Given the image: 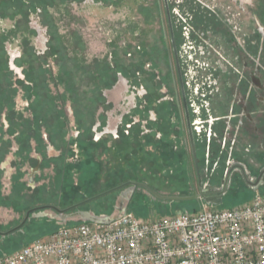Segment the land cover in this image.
Wrapping results in <instances>:
<instances>
[{"label": "rangeland", "instance_id": "1", "mask_svg": "<svg viewBox=\"0 0 264 264\" xmlns=\"http://www.w3.org/2000/svg\"><path fill=\"white\" fill-rule=\"evenodd\" d=\"M44 3L43 9L28 13L27 21L23 20L20 13L18 17L11 16L14 11H18L13 6L4 10L7 15L5 18L0 17V125L5 130L0 141L6 142L8 156H12L15 162L19 163L23 157L21 178L25 188L22 197L11 193L8 185L13 166L6 159L1 162L0 190L3 189L7 194L0 203V218L5 219L0 225L1 230L7 231L18 225L35 202L46 200L54 205L57 203L61 205L57 206L59 209L72 206L65 205L74 190L71 183L81 189L84 187L87 198L114 188L128 178L146 184L159 195L183 197L191 195L193 191L198 192L180 95L176 91L175 61L164 0H45ZM166 4L176 35L173 39L177 57L187 84V108L197 166L202 182L210 184L219 180L214 175L219 165L224 169L221 175H226L231 166H236L228 159L234 153L232 145L241 148L238 155L251 153L264 161V135L257 136L260 140L247 139L243 135L239 140H234L226 136L219 137L218 128L217 137L213 138L217 139V147L213 148L212 145L210 149L204 147L198 150V140L204 141L205 137H210L209 133L212 134L208 125L202 128L204 119L209 116L205 120L209 124L214 114L224 113L231 106L220 96L211 105L206 96L208 89L212 88L211 80L206 76L199 78V88L194 84V72H198L185 57L191 38L187 37V31L181 25L190 22L192 16L196 25L192 33L203 44V53H197L199 59H205V63L211 59V65L217 70L221 67L234 72L239 63H233L223 50L225 36L222 29L230 27L237 45L242 43L244 37L255 39L259 28L264 32V0H166ZM27 6L24 0L19 4V12L29 11ZM215 17L220 19L222 26H219ZM214 24L221 31L213 30ZM141 46H145V49L142 50ZM150 60L157 63L165 78L158 90V77L151 80L146 76L150 71ZM168 67L170 74L165 71ZM135 68H139L138 72ZM202 68L199 70L203 71ZM24 69H29V80L34 77V81L42 82L36 83L33 90L29 91L31 106L24 94L27 89L21 88L17 81L25 80ZM136 76L138 78L135 79ZM9 82L14 92L4 91ZM167 83L169 86L166 89ZM149 92L153 98H159L155 103L173 98L178 105V108L169 110V118L172 125L178 120L181 125L173 126L170 136L172 149L164 155L148 144L146 139H159L161 136L158 124L154 123L157 111L145 100ZM48 94L56 99L58 97L60 102L58 100L57 104L60 106H52L48 102ZM233 102L230 101L231 104ZM233 113L226 120L218 117L219 126L235 130L237 125L249 127L252 124L251 114L248 115L243 106ZM33 126L43 139V149H37L35 143L27 139L31 142L28 154L25 155L23 151L22 155L16 156L14 151L19 142H28L26 138ZM133 126L137 128L135 131ZM18 131L19 134H16ZM119 136L140 144L141 148L138 147L136 153L130 150L126 152L129 161L135 158L137 162L135 172L127 167L126 174L113 172L112 165H121L120 160L106 158L101 148L92 145L105 140L109 146L110 140H118ZM224 142L228 143L222 150ZM203 143L206 144L205 141ZM131 148L135 147L132 145ZM93 159L104 161L109 169L100 171L102 162L100 164ZM65 162L67 165H64ZM211 168L215 169L211 171ZM257 171L260 172L259 167ZM247 177L240 171H230L228 186L217 205H208L200 198L161 200L142 188L132 191L128 186L95 198L70 212L87 210L96 216L111 215L117 198L122 195L123 204L131 195L126 212L142 218L171 215L182 210H201L205 205L214 209L232 208L251 201L254 196L247 181L255 182L256 176ZM39 185L40 190L32 191L33 187ZM93 188L96 190L93 191ZM216 190H222V183ZM59 193H62L61 200ZM77 198L82 199V196ZM55 216L52 211H34V215L20 230L0 236V255L20 249L36 238L45 237L62 225L73 223H62Z\"/></svg>", "mask_w": 264, "mask_h": 264}, {"label": "built area", "instance_id": "2", "mask_svg": "<svg viewBox=\"0 0 264 264\" xmlns=\"http://www.w3.org/2000/svg\"><path fill=\"white\" fill-rule=\"evenodd\" d=\"M232 208L58 227L0 264H264V192Z\"/></svg>", "mask_w": 264, "mask_h": 264}, {"label": "flooded vegetation", "instance_id": "3", "mask_svg": "<svg viewBox=\"0 0 264 264\" xmlns=\"http://www.w3.org/2000/svg\"><path fill=\"white\" fill-rule=\"evenodd\" d=\"M164 5H165V13H166V17H167L168 32L170 35L171 47H172V52H173L174 61H175V73H176V85H177L176 91L180 95V100H181L180 103H181L182 113H183V116L185 119V123H186V115H187V117L189 118L190 124H191V119H190V115L188 113V108H187L188 107L187 94H186L187 84H186L185 79L183 77L184 72L182 70L181 64H180L179 59L177 57L176 47H175V43H174V39H173V38H175L176 35L174 34V31L172 30V26H171L169 14H168V9H167V4H165V2H164ZM215 20L217 21L219 26H222L220 19L215 17ZM195 26L196 25L194 23V19L192 20V16L190 18V22H185V25L184 24L181 25L182 29L187 31V37L191 38V40L188 41L189 45H187V47L189 50L186 51L185 57L188 58V60H190L189 63L192 64V68H195L198 72V73H196L193 70V72L195 73L194 75H196L195 78L192 77L194 79V82H195L194 84H197L198 85L197 88H199V81H198L199 78H203L204 76H206L208 79L211 80L210 86L212 88H211V90L208 89L209 93H207L206 96H207V98H209V101H210L212 106H213V102H214L215 98L217 96H220L226 102H228L229 106H231V108H230L231 111L236 112L237 109H239L243 106L244 109L246 110V112H248V115L251 114L252 124L249 122L250 123L249 127H243L241 125V126H238V128H236L235 130L233 128H231L230 130H227L224 127L222 129H220L219 137H222V136L225 137L226 136L225 138H228V139L234 138V140H237V139L239 140V138H241V135H243V137H245L247 139L251 138L253 140H260L259 138H257V136H259V134L264 135V63H263V61H264L263 60V57H264V54H263L264 32H263V30L261 28L258 29V31L255 33V35L257 36L255 39H252V38L248 39V37H244L242 39V43H239V45H237V44H235V43H237L235 35L233 34L230 27L222 29L224 31V36H225L224 37V40H225L224 44L225 45L222 44L223 48H224L223 50H225L226 54L229 55L228 57L230 60L233 61V63H235V64L239 63L238 68L236 67V70L234 72H231V71L221 69V67H218V68H220V70H217V68L215 66H213V64L211 65V59H208L209 63L208 62L205 63V59H202V60L199 59L197 53H199V52L203 53L202 52V48H203L202 45L203 44H201L202 42H201V40L199 41L197 35L195 33H192L193 27H195ZM212 26L214 28L213 30L218 29L219 31H221L220 27L217 28L218 27L217 24H214ZM192 40L194 41V43ZM232 43H234V44H232ZM191 52H192V55H191ZM212 62H214V58H212ZM201 67H203L202 68V69H204L203 71L199 70ZM167 70H168V73L170 74L171 70L169 67ZM201 72H205V73L202 74ZM212 81H213V83H212ZM162 84L163 83H161V85ZM223 88H224V90H223ZM166 89H167V85H166ZM229 94H231V95L229 96ZM232 97H234L235 102H233L234 99L232 100ZM164 100L173 101L175 103L174 107L178 108L177 102H175L173 98L172 99H164ZM230 101H232L233 103L231 104ZM224 104H225V102H224ZM225 107L227 108V106H225ZM208 117H206L204 119L205 125L202 126V128H204V129L208 127L207 126L208 122L205 121ZM212 117L210 118L211 121L209 122L210 123L209 125H211L213 123V121L215 120ZM235 117L237 118V116H235ZM220 119L226 120L225 114L221 115ZM244 120L247 121L246 117H244ZM178 124H179V126L181 125V122L179 120H178ZM186 128H187V124H186ZM191 131H192V127H191ZM4 132H5L4 127L0 125V136L2 134H4ZM211 132H212V134L209 133V136H210L209 138L205 137V143L206 144L204 145V147L206 149L207 148L210 149V147H211V145H210L211 138L217 137L216 131H213V129H211ZM187 133H188V130H187ZM16 134H19V131ZM204 136H205V133H204ZM192 137H193V143H194L193 133H192ZM188 138H189V134H188ZM226 143H228V142H224L222 150H225ZM189 146L191 148L190 140H189ZM17 147L18 148H16V150L14 151L15 154H17L18 149H19V146H17ZM194 148H195V146H194ZM49 150L52 152L51 148H49ZM8 153H9V151L7 149V146H6V142L0 141V163L5 161V159H6L9 162V164L13 166V171L10 173V177H9V180H11V182H9V185H8L9 188H11L14 185V181L12 179L19 173V168L17 169L12 156H10V155L8 156ZM10 153H11V151H10ZM195 153H196V149H195ZM210 153L212 154V152H209V154ZM222 153H225V151H222ZM191 154H192V150H191ZM195 156H196V154H195ZM192 158H193V154H192ZM196 163H197V158H196ZM193 164H194V168H195L194 158H193ZM64 165H67V163L65 162ZM234 165H236V166H231V170H229V172L230 171H240V173H242L243 176L246 177L247 174L243 168V165H241V164L240 165L234 164ZM197 168H198V166H197ZM214 169L215 168H211V171H213ZM223 170L224 169L222 168V165H219L218 169L216 168L217 172L214 171V175H216L219 180L214 181L213 183L210 182V184L209 183L205 184L202 182V180L200 178L202 189H204V190H206V189L207 190L217 189V187L220 186V183H222V189L225 192V190L228 186V179L227 178H228L229 172L226 175H221L223 173ZM198 171H199V176H200V170L198 169ZM195 174H196V170H195ZM0 181H1V177H0ZM22 181H23V179H22ZM196 181H197V189H198L199 186H198L197 174H196ZM247 183L251 189H257V187L264 185V179L262 177H259L257 180H255V182L247 181ZM3 186H5V185H3ZM8 186H6L4 188H7ZM35 188L36 187H33L32 191L35 190ZM6 195L7 194L3 191V189L0 190V199L4 200ZM48 206H52V205L48 204ZM3 221H5V219L0 218V225L2 224ZM3 231L4 230H1V228H0V232H3Z\"/></svg>", "mask_w": 264, "mask_h": 264}, {"label": "trees", "instance_id": "4", "mask_svg": "<svg viewBox=\"0 0 264 264\" xmlns=\"http://www.w3.org/2000/svg\"><path fill=\"white\" fill-rule=\"evenodd\" d=\"M23 1L24 0H0V17L1 18H5L7 15L4 13V10H7V9L11 8V6H13V8L15 10H18V11L17 12L14 11V13L11 16H14V17L17 16L18 17L19 16V13H20V15H22V17H23V20L24 21H27L28 15H29L28 13L35 12V10H37V9H40L41 10L46 5L44 3L45 0H26V4H28L27 7H28V10L29 11L19 12V9H20L19 8V4L20 3H23ZM107 1H111V0H107ZM31 31L33 32V30H31ZM25 44H27V43H25ZM48 46L51 47L50 44H48ZM140 48H142V50H144L145 49V46H141ZM263 54H264V48H263ZM263 60H264V57H263ZM150 61H151L150 62L151 64L149 66L150 67V71H149L148 75H146V76H149V78L151 80H153L156 77H158V79H157V85H156V89L158 90V89H160V84L163 83V81L165 80V78H164L163 74L161 73V70H159L157 63L154 60H150ZM133 63L135 64L136 61H134ZM263 63H264V61H263ZM139 68H135L136 69V72H138V69ZM47 72L49 73V70ZM28 73H29V69H27V70L24 69L23 70V74L25 76V80L24 81L17 80V81H18L19 85H21V88L24 87L25 89H27L24 94H25V97L28 98V101H29L28 105L31 106V102H30V100H31L30 99L31 98L30 97V93L31 92L29 93V91L33 90V88H34V86H35L36 83L37 84H39V83L42 84V82L41 81H37V82L34 81V79H35L34 77H33V79L31 78L29 80L28 79L29 76H27ZM166 73L168 74V70H166ZM136 78H138V76H136L135 79ZM26 79L29 81V83L27 82ZM50 79H51V77H50ZM25 81L27 82L26 85H25ZM166 85H167V87L169 86L168 83ZM8 90H9V93L14 92L13 91L14 89L12 88L11 82H9L7 84L6 89L4 91L8 92ZM48 95L50 96V101L48 100V102H50L52 106H56V107L57 106H60V104H57V103L60 102V100L58 99V97L56 99V97L53 96L52 94H48ZM161 97H162V95H161ZM158 99L159 98H153L151 96L150 92L149 93H146V95H145V100H147V102L149 103L148 105L151 106V107L154 106L153 108L155 109V111H157V115L158 116H157L156 120L154 121V123L155 124H158V126L160 128V131H161V136H160L159 139H155L152 136H151L152 138H147L146 137V139H148L147 140L148 141V144H150L151 146H154L155 148L159 149V153L161 155H164L165 153L170 152L171 149H172L171 148L172 147L171 146L172 140L170 138V136L172 134L171 133L172 132L171 130L173 129V126H176L178 123H176V124L174 123V125H172L173 122H171L170 121V118H169V115H170L169 110H171L175 106V103L173 101H170V100H163V101H161L159 103H155L156 100H158ZM58 100H59V102H58ZM153 103H155V105H153ZM178 127H179V124H178ZM133 129L135 131L137 129L136 126H133ZM212 129L214 131H217V129L215 127H212ZM121 135L124 136L122 133H121ZM122 136H119L120 138L118 140H116V139L110 140L111 141V145H109V146H107L105 144V142H106L105 140H102L100 142L94 143L92 145H94L93 147L96 146L97 148H101L102 149L101 150V153L102 154H105L106 155V158H112L113 157L114 159H119L121 165H118V164L112 165L114 167V171L113 172H116L117 171L118 173H121L123 175V174H126V171L128 170V169H125V167L132 168V170L135 172V170H136L135 168L138 166L137 165V162L135 161V158L132 159V161H129L126 158L127 157L126 156L127 155V153H126L127 150L128 151L130 150L134 154V153H136V149H138V147L139 148H141V147H140V144L137 143L136 141H129L128 139L127 140H124L125 138L124 139H121ZM27 139H30L31 141H33L35 143L37 149H39V148L40 149H43V144H44L43 139L40 136V134H38V132H36V128H34V126L31 129V134L28 135V137L26 138V141H28ZM204 141H199L198 140V142H197L195 140V142L198 143V146H197L198 150L204 148V143H203ZM30 143L31 142H29V141L28 142H19V149H18V152H17V155L16 156H19V154L22 155V152L23 151H24L25 155H27L28 154L27 153V150L30 147L29 146ZM135 144L137 146H135ZM132 145L135 148H131ZM210 145L211 146L213 145V148L214 147H217L216 141L213 138H211ZM93 160L94 161L96 160L97 162L99 161L100 164L102 162V164L100 165V167H101L100 168V171H101V169H106V170L109 169V167L105 165V162L104 161L97 160V159H93ZM14 163H15V166H17V169L19 168V173L13 178L14 185H13V187H11V193H17V195H20V197H22L23 194H24V190H25V188H23L24 187V183H23L22 178H21L23 176V172H22V169H21V167L23 166V164H22L23 163V157H22V160L19 162L20 164L18 162H15V161H14ZM122 165H124V166H122ZM128 181L137 182L135 180H132L131 178H128L127 180H125V182H128ZM120 184H121V182L118 183V184H116V185L118 186ZM43 185L44 184H42V186ZM40 186L41 185L37 186L35 188V190H40V188H41ZM71 186L74 188V190L72 191L71 197H68L67 198V203L65 204L66 206H70V205H73L75 203H78V202L84 200L85 198H87V196H88V195H86V191L87 190H84L83 189L84 187H82V189H81V187H77L78 185H74L72 183H71ZM95 190L96 189L93 188V191H95ZM112 192H114V191H112ZM112 192H110V193H112ZM61 194L62 193H59L58 194L60 200H61L60 196H62ZM63 194H65V193H63ZM75 194L77 196H82V199H79L78 200L77 196H74ZM2 201L3 200L1 199L0 203H2ZM44 204H51L52 206H55V207L61 206L60 204H57V203H56V205H54L52 202H49V201H46V200H41V201L35 202V204L30 205L31 208H29V209L36 208L37 206H45Z\"/></svg>", "mask_w": 264, "mask_h": 264}, {"label": "water", "instance_id": "5", "mask_svg": "<svg viewBox=\"0 0 264 264\" xmlns=\"http://www.w3.org/2000/svg\"><path fill=\"white\" fill-rule=\"evenodd\" d=\"M164 2L166 4V0H164ZM186 124H187V130H188V134H189L191 150H192L194 163H195V170H196L197 179H198V186H199L198 192L193 191L191 195L183 196V197L164 196V195L157 194L156 192H154L150 187H148L144 183L128 181V182H125V183L118 185L114 188H111L105 192H102V193L94 195L90 198H87L84 201H81V202L74 204V205H72L68 208H65V209H59L55 206H40V207L29 209L26 212L24 219L18 225H16L15 227H13L7 231L0 232V236H5V235L13 233L17 230H20L23 227V225L25 224V222L29 219V217L34 215V211H36V210L52 211L54 213V215H56L55 218L59 219L60 221H62V223H65V224L67 223V221H71L73 223L85 222V221L99 222V223L109 222V221L119 217L120 215L124 214L127 211V205H128V201H129L131 195L129 197H127L128 199L125 202V204H123L122 196H120V198L118 197L117 201L114 205L113 213L111 215L96 216L94 213L87 211V210H75V211H71V212H70V210L77 209L81 205H83V204H85V203H87V202H89L95 198H98V197L103 196L105 194H108L112 191L121 189L123 187H128V186H130L132 188V191H134L135 189H138V188H143L147 192L152 194L154 197L161 199V200H169V201H173V200H198L199 198H201L208 205L219 204L221 202V196L224 194L223 189L222 190H216V189L204 190L201 187V180H200L199 171H198L197 163H196L195 148H194V143H193L191 124H190V121H189V118L187 117V115H186Z\"/></svg>", "mask_w": 264, "mask_h": 264}, {"label": "crops", "instance_id": "6", "mask_svg": "<svg viewBox=\"0 0 264 264\" xmlns=\"http://www.w3.org/2000/svg\"><path fill=\"white\" fill-rule=\"evenodd\" d=\"M229 111H231V109H225L224 110V113H221V112H218L216 114L213 115V118L215 119L213 121V123L211 125L208 124V128L209 129H212V127H215L216 129L220 128L222 129L223 127L222 126H219V118L218 117H221V115L225 114V116L227 117L228 115H233L234 113L231 111V113L229 114ZM233 117V116H232ZM231 118V117H230ZM231 119H229L230 121ZM236 128H238V125L236 126ZM214 131V130H213ZM246 145V144H245ZM235 145H232L231 146V150L232 152H234L233 154H231L229 156V162L231 163H236L238 162V164L240 165H243V168L246 172V177H253V176H256V179H258L259 177H262L263 174H264V161L263 159L261 160L259 157L257 156H254L252 155L251 153H246L245 156L243 155H238V152L241 148H234ZM237 154V155H236ZM236 159V160H234ZM258 159V160H257ZM254 160V161H253ZM260 168V172L257 171V168ZM242 174V173H241ZM243 175V174H242ZM249 189L253 192L254 190L251 189L249 187ZM258 191L260 192H264V185H261L259 187H257ZM263 190V191H262ZM254 194V192H253Z\"/></svg>", "mask_w": 264, "mask_h": 264}, {"label": "bare ground", "instance_id": "7", "mask_svg": "<svg viewBox=\"0 0 264 264\" xmlns=\"http://www.w3.org/2000/svg\"><path fill=\"white\" fill-rule=\"evenodd\" d=\"M122 198H124V195H122Z\"/></svg>", "mask_w": 264, "mask_h": 264}]
</instances>
